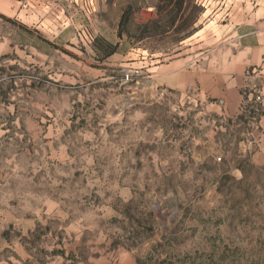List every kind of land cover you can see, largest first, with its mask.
<instances>
[{"label": "rangeland", "instance_id": "374dc122", "mask_svg": "<svg viewBox=\"0 0 264 264\" xmlns=\"http://www.w3.org/2000/svg\"><path fill=\"white\" fill-rule=\"evenodd\" d=\"M241 5L0 0V264H264L262 93L157 81Z\"/></svg>", "mask_w": 264, "mask_h": 264}, {"label": "crops", "instance_id": "0c3cea01", "mask_svg": "<svg viewBox=\"0 0 264 264\" xmlns=\"http://www.w3.org/2000/svg\"><path fill=\"white\" fill-rule=\"evenodd\" d=\"M241 6L242 15L232 16L226 34L218 23L220 13L202 28L200 32H211V44L199 46L201 55L191 66L186 56L173 59L159 67L157 81L179 89L194 84L202 100L229 115L241 112L247 92L259 90L264 110V0H242Z\"/></svg>", "mask_w": 264, "mask_h": 264}, {"label": "trees", "instance_id": "16d2710c", "mask_svg": "<svg viewBox=\"0 0 264 264\" xmlns=\"http://www.w3.org/2000/svg\"><path fill=\"white\" fill-rule=\"evenodd\" d=\"M181 2V1H180ZM178 10L180 9V3H179V5H178V8H177ZM242 114H243V112H241ZM240 116H242V115H240Z\"/></svg>", "mask_w": 264, "mask_h": 264}, {"label": "built area", "instance_id": "2783aa9c", "mask_svg": "<svg viewBox=\"0 0 264 264\" xmlns=\"http://www.w3.org/2000/svg\"><path fill=\"white\" fill-rule=\"evenodd\" d=\"M257 98L260 99V98H261V94H258V95H257Z\"/></svg>", "mask_w": 264, "mask_h": 264}]
</instances>
